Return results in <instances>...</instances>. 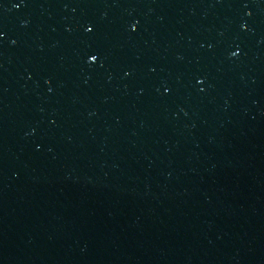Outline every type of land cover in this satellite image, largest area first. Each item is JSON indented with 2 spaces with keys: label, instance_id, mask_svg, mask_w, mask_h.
<instances>
[{
  "label": "water",
  "instance_id": "water-1",
  "mask_svg": "<svg viewBox=\"0 0 264 264\" xmlns=\"http://www.w3.org/2000/svg\"><path fill=\"white\" fill-rule=\"evenodd\" d=\"M0 264H264V0H0Z\"/></svg>",
  "mask_w": 264,
  "mask_h": 264
},
{
  "label": "snow or ice",
  "instance_id": "snow-or-ice-1",
  "mask_svg": "<svg viewBox=\"0 0 264 264\" xmlns=\"http://www.w3.org/2000/svg\"><path fill=\"white\" fill-rule=\"evenodd\" d=\"M95 59V57H93Z\"/></svg>",
  "mask_w": 264,
  "mask_h": 264
}]
</instances>
